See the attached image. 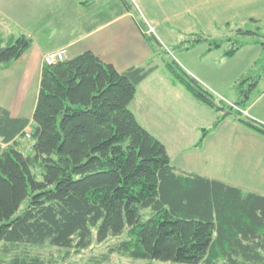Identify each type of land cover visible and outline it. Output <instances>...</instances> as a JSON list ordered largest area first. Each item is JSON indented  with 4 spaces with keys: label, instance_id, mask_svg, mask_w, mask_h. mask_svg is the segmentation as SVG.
<instances>
[{
    "label": "trees",
    "instance_id": "16d2710c",
    "mask_svg": "<svg viewBox=\"0 0 264 264\" xmlns=\"http://www.w3.org/2000/svg\"><path fill=\"white\" fill-rule=\"evenodd\" d=\"M119 2L137 16L128 0ZM215 32L211 36L196 27L177 47L189 50L202 43L210 53L227 45L224 56L232 57L253 44L264 52V30L257 20L216 27ZM145 39L161 46L152 34ZM30 46L24 35L4 45L0 37V69L8 68ZM166 68L196 101L217 112L234 110L238 123L264 137V127L236 110L256 80L235 108H225L177 63H167ZM145 75L140 69L118 73L90 51L44 65L28 132L33 145L27 154L17 148V138L26 136L29 120L12 119L0 108L4 255L17 246L44 244L80 252L92 239L103 243L124 234L114 251L134 260L264 264V197L176 171L163 144L129 109ZM220 120L202 130L197 145ZM0 264L44 263L38 257L16 255Z\"/></svg>",
    "mask_w": 264,
    "mask_h": 264
},
{
    "label": "crops",
    "instance_id": "0c3cea01",
    "mask_svg": "<svg viewBox=\"0 0 264 264\" xmlns=\"http://www.w3.org/2000/svg\"><path fill=\"white\" fill-rule=\"evenodd\" d=\"M87 1L0 0L3 45L20 35L31 40L30 48L17 61L0 69V108L12 119L29 120L25 128L29 132L44 66L43 56L61 48L67 50L66 59L90 51L118 73L132 69L146 73L136 86L129 109L138 123L163 144L177 172L194 174L243 193L264 197V137L238 123L234 116L221 119L200 145L197 144L205 128L199 119L189 120L194 134L188 138L190 140L185 139L182 132L186 129L179 128L176 122L183 118L187 120L190 114L199 116L196 105L206 106L174 82L166 68L167 63L163 64L166 71L163 72L156 62L162 55L145 39L149 27L155 30L163 44L174 46L176 53L183 57V63L180 61L183 66L177 62L179 66L202 85L211 86L202 65L211 59L214 67H222L226 61L236 58L232 72L215 78L221 84L229 82L232 86L258 62L261 50L247 61L251 50L246 49L253 44L242 47L232 57H225L222 48L206 53V45L202 43L185 50L177 47L183 37L176 30L190 33L198 27L204 33L214 35L216 27L226 24H243L250 19L263 24L264 0H130L137 16L124 11L117 0L105 11L97 4L100 0ZM200 45L203 48L196 56H186ZM157 72L164 75V79L157 80ZM257 86L258 82L253 89ZM165 96L175 100L166 104ZM240 108L246 116L242 114L241 117L250 118L264 127V102L258 108L255 102L249 104L248 97ZM163 119L170 121L163 122ZM153 128L162 137H155Z\"/></svg>",
    "mask_w": 264,
    "mask_h": 264
},
{
    "label": "rangeland",
    "instance_id": "374dc122",
    "mask_svg": "<svg viewBox=\"0 0 264 264\" xmlns=\"http://www.w3.org/2000/svg\"><path fill=\"white\" fill-rule=\"evenodd\" d=\"M114 2H115L114 0H100V2L97 4L99 5L100 10L102 9V11H105L106 8H108ZM128 2L133 7V10H135L134 6L132 5V2L130 0H128ZM261 27L264 30V23L261 24ZM150 29L151 28L149 27L148 33L149 34L153 33L152 36L155 37L156 41L161 44V46H159L157 45L155 41H152V45H154L155 49L159 51L160 54L162 55L161 57H158L156 62L159 65V67L163 70V72L164 73L166 72L165 69L163 68V64H166V63H171V62L177 63L178 62L181 66H183L182 65L183 57L176 53L175 51L176 49L174 48V46L163 44L158 37V33H156L155 30L153 29H152L153 32H149ZM169 29L175 30L170 27ZM213 33L214 35H211V36L217 35L216 32H213ZM224 36L225 34L222 32L218 34L219 38H223ZM182 37L183 38L181 41H185L190 38L189 35H187L186 33H182ZM250 46L251 47H248L246 49V50H251L249 54H247L246 61L250 59L252 55H255L256 52H260V50H261V56L258 62L254 64L253 66H251L245 72V74H242L238 78V80L235 82V84L232 86H230L229 82H225L221 84V82L219 80L217 82L216 79L221 78L222 75L228 74L234 70L235 67L233 68V66L236 62L235 61L236 58L233 61H226V63L222 64V67H214L213 66L214 63H212V60L210 59L208 64L206 63L202 65L201 67L202 70L205 69V72L209 77L208 83H210L211 86H207L206 84L205 85L207 86L208 90L214 95V98L216 99V101L222 104L221 105L222 107L227 108L226 107L227 104L234 103V102L239 103L244 97V94H242V92H246L249 89V85L252 83L253 80H256V82H258V86L255 90L252 89V91L249 93V104L250 103L253 104L255 102L259 108V106L262 105L264 102V74L262 72V66L264 63V52L262 51V48L260 45H250ZM201 48H203V46L201 45L198 46L195 51L189 53L186 56H192V55L196 56L198 50H201ZM223 49H227V45H224L222 50ZM161 75L157 72V75L155 78L159 81L162 78L164 79V75L163 76ZM241 80L242 82L243 81L244 82L241 85H239L241 83ZM140 99H141V95L139 94V100ZM173 99H174L173 97L165 96L163 98V101L167 104ZM196 106H198L197 109L200 113L199 116L190 114L189 116H187V120H184L183 118L182 121L176 122L179 128H182L184 130L186 129L184 132H182V136L185 137V139L192 137L194 134V132L191 130L192 127L189 126V123H188L189 120H192L194 122L195 119L197 118L200 120V124L203 125L205 129H207L217 119H223L224 117H227V118L234 117V110L232 112L227 111V110L226 112H217V111L210 110L206 107H202L201 105H196ZM230 106L233 107L234 104H230ZM240 106L242 107L243 105L241 104ZM230 112L231 114H229ZM201 114L203 115L201 116ZM244 117L246 116L244 115ZM161 121L167 122L170 120L163 119ZM152 131H154L155 137H162L160 132L156 131V129L153 128ZM165 140L167 141V137L165 138ZM188 140H186L183 143H186ZM2 147H5V145H2ZM31 147L32 145L27 138H25V140H18L17 148L21 150L24 154H27L30 151ZM34 174L37 177H39V174H40L39 170L35 169ZM23 207H25V204L22 206V208ZM146 213L147 212H145L144 214L145 217H146ZM124 239H125L124 234L118 238H109L103 243H96V241L92 239L91 245L87 249L81 250L80 252H75L74 250L57 248V247L49 246L48 244H44L40 246H17L13 248V250H11L10 254L4 255L1 249L2 246L0 245V263L7 262L16 255H21V256L26 255L29 257H38L41 260H43L44 264H168V263H161V262L149 261V260H134V259L127 257L125 254H119L115 252L114 249L116 248L117 244Z\"/></svg>",
    "mask_w": 264,
    "mask_h": 264
},
{
    "label": "built area",
    "instance_id": "2783aa9c",
    "mask_svg": "<svg viewBox=\"0 0 264 264\" xmlns=\"http://www.w3.org/2000/svg\"><path fill=\"white\" fill-rule=\"evenodd\" d=\"M150 32H153L152 29ZM67 50L65 48H61L56 51H52L43 56V64L46 66H52L59 62H63L66 60ZM27 139H30L29 135H26ZM32 143V142H31Z\"/></svg>",
    "mask_w": 264,
    "mask_h": 264
}]
</instances>
